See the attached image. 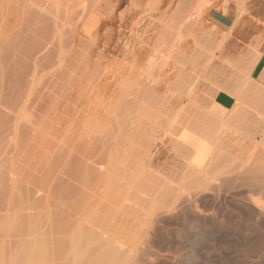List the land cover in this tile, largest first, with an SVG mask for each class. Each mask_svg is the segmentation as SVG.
I'll list each match as a JSON object with an SVG mask.
<instances>
[{"label": "rangeland", "instance_id": "374dc122", "mask_svg": "<svg viewBox=\"0 0 264 264\" xmlns=\"http://www.w3.org/2000/svg\"><path fill=\"white\" fill-rule=\"evenodd\" d=\"M216 16L227 18V28ZM263 51L264 0H0V173L15 181L17 173L16 203L31 205L24 212L56 245L108 181L97 172L121 151L118 157L141 153L144 169L158 175L155 184L146 177L148 185L176 186L191 157L189 131L224 111L216 93L235 100L258 79ZM261 111L257 105L238 129L223 130L222 151L251 169L197 196L186 221L158 227L161 236L174 234L176 256L167 264H187L192 248L194 264L263 259L249 248L264 246V217L255 224L237 196L264 179ZM116 125L124 129L119 142Z\"/></svg>", "mask_w": 264, "mask_h": 264}, {"label": "bare ground", "instance_id": "6f19581e", "mask_svg": "<svg viewBox=\"0 0 264 264\" xmlns=\"http://www.w3.org/2000/svg\"><path fill=\"white\" fill-rule=\"evenodd\" d=\"M248 86L242 94L234 97V104L231 108H225L224 111H221V114L217 113L216 116L201 119V121L204 120V123H202L200 128H192L191 131L187 129L188 127L185 128V131L187 129L190 132L193 140L191 142V157L189 161L187 160L185 174L183 173L182 178H180L176 186L169 184L170 186H166L167 188L160 189L165 182L164 179L162 185L160 184L161 186H152V184H155L153 180L156 181L158 175L157 177L152 175L155 179H152V184L148 185L152 177L143 167L141 153L138 154L139 156L136 155L138 153L136 152L138 147L134 144L136 137L132 136L134 142L132 144L136 146L134 153H136L132 152L134 148H130L128 152H132L134 155L140 157L138 163L134 160L136 156L134 157L132 154L130 156L128 154L125 156L124 154L122 157H118L122 151L117 157L116 155H114L115 157L109 155L112 157L108 158L110 163L107 167L100 169L99 166L100 170L96 167L99 170L97 173H100L104 178H108V181L97 183L96 191L93 195L91 194V201L83 206L82 212H84H81L82 215L79 213V219L76 217L78 220L73 224L70 231L62 233L63 237L56 245L54 242L52 243L51 238L44 239V236H48L49 233H46L43 228L34 225L32 211L26 213L29 210L27 207L31 205L25 207V204L23 208H26V211L24 212V209H22L23 211L20 209L21 205L16 203V193H14V190L17 173L16 181L12 175L6 176L0 173L4 177L1 180L2 176L0 175V264H167L169 259L172 258L174 260L176 256L174 253L176 252L171 250V245L175 243L174 237H172L174 234L171 236V234H166L164 230L166 236H161L158 233V227L162 224L164 225L165 221H178L180 218L186 221L188 208L197 196L220 190L222 186L224 187L229 184L226 182L235 180L241 173L248 171L250 168L248 162L240 164L241 162L236 161L238 160L237 158L236 160H231L232 157H228L227 153L231 152H223L226 148L223 141L224 134L227 132L223 133L225 128L227 130L229 128L238 129L241 124L245 123L249 111L255 109L257 105L262 107L261 115L264 114V104L258 102L264 99V94H261L262 92L264 93V67L258 79H253ZM257 90H260V92ZM169 119L171 120V118ZM195 123L200 122L196 120ZM116 126L119 127L118 125ZM112 129H115V127ZM115 130L114 134L118 136L119 132L117 131V133ZM119 130L120 132L124 130L122 125L121 128L119 127ZM136 131H138L137 127H135ZM124 132L126 135L127 131ZM132 132L131 135L133 134ZM121 133L118 138L114 135L117 140L119 137H121V140L125 138L123 132ZM141 133L142 131L140 130L139 134ZM109 135L111 136V134ZM142 135L145 134L143 133ZM136 136L140 135L136 134ZM129 138H126L128 142L132 140V138ZM145 139L148 140L147 138ZM188 140L187 143L189 142ZM118 142L116 147H119V150H121L120 146L122 147V145L121 143L119 145ZM108 146L112 147L113 144L112 146ZM125 148L127 149L128 147ZM142 151L140 149V152ZM131 156L134 165L132 161L129 165L127 164L130 161L127 159L131 158ZM239 160L241 161V159ZM146 177H150V180ZM17 184L19 185L20 183ZM18 185H16L18 188L17 192L20 191V185L19 187ZM254 195H258V197L253 198ZM237 196L241 198V204H243L248 214L251 217L255 216L257 218L255 220V224H257V220L264 217V179L254 182L248 191L243 195L237 194ZM26 198L24 197L23 200L25 201ZM20 210L25 214L21 213ZM167 214L169 216L166 217ZM25 218L29 221L27 225L24 224ZM56 231L59 232V229H56ZM57 235L60 236L59 233ZM49 239H51V245L48 242ZM249 251L261 253L263 259L256 260H259L257 261L258 264H264L263 245L261 246L258 243L250 247ZM235 252L238 251L231 248L228 253L231 257H235ZM186 255L185 260L187 264H194L199 261L197 253L193 248ZM236 258L230 261L231 263L229 262V264H237ZM172 264H176V262H172Z\"/></svg>", "mask_w": 264, "mask_h": 264}, {"label": "crops", "instance_id": "0c3cea01", "mask_svg": "<svg viewBox=\"0 0 264 264\" xmlns=\"http://www.w3.org/2000/svg\"><path fill=\"white\" fill-rule=\"evenodd\" d=\"M214 23H216L217 25L221 26V27H224V28H227L226 27V20L227 18H224V22H219L215 19H212ZM264 51H263V54H262V61L259 65H258V68L256 70V72H258V74L260 73V71L262 70V68L264 67ZM262 67V68H261ZM214 102L216 104H218L219 106H221L222 108H231L232 105L234 104V99L229 96L228 94L226 93H216L215 96H214Z\"/></svg>", "mask_w": 264, "mask_h": 264}, {"label": "trees", "instance_id": "16d2710c", "mask_svg": "<svg viewBox=\"0 0 264 264\" xmlns=\"http://www.w3.org/2000/svg\"><path fill=\"white\" fill-rule=\"evenodd\" d=\"M216 19L219 21V22H224V19L220 16H216Z\"/></svg>", "mask_w": 264, "mask_h": 264}]
</instances>
